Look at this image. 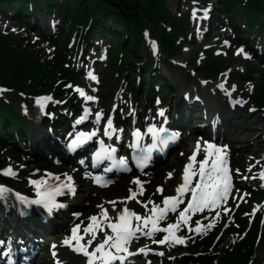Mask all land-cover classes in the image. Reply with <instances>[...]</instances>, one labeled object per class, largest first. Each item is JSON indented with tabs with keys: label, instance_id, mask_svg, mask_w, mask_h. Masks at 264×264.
Instances as JSON below:
<instances>
[{
	"label": "rangeland",
	"instance_id": "1",
	"mask_svg": "<svg viewBox=\"0 0 264 264\" xmlns=\"http://www.w3.org/2000/svg\"><path fill=\"white\" fill-rule=\"evenodd\" d=\"M225 1L233 4L240 0H200V2H196V0H165L167 9L172 15H179L180 10L186 19L188 32L180 34L176 38V42L181 46V51L178 55L168 56L165 59L157 45V35L152 31L153 29L150 25H147L143 30V32H146V37L144 38L145 35L142 37L144 40L141 41V51L145 54V49H147L150 54H145L148 56L147 58L149 56H157L159 58L163 75L166 77L169 61H176L181 64L179 69H176L177 77L181 73H185L184 75L188 76L190 72L195 71L196 66H199L200 68L198 69L201 70L209 65H214V67H209V69L213 70L210 74L201 75L202 80L212 82V80L206 79H222L225 76L228 88L230 89L229 95L239 101V110L236 112L235 118L232 119L230 124L231 129L226 133H222L223 136L217 139V143L220 148L227 152L228 158L235 172H237V179L231 185L226 199L219 201L215 207L204 208L203 211H189L186 214L189 218L187 223L180 220V212L187 207L190 200L189 196L184 198L183 203H180L175 211L168 210L164 219L159 220L157 227L160 229L167 228L172 224H178V228L174 230V237L183 239L184 243H175L173 240H169L163 244L159 243L160 240L168 235L164 231H156L151 237L142 233H136V237L131 240L128 249L134 248L137 251L142 248H152L151 253L153 255L147 260H145L144 255L138 258L131 257L132 264H187L185 260L188 257L194 256L198 260L199 256L205 253H209V257L214 264H222L228 253L235 252V254H239L240 251L237 249H244V251L252 249V252L247 256L246 264H264V175H262L264 174V104H262L264 103V61L251 48L255 45H258L260 48L262 47L260 43H253L255 34L247 36L248 29L245 28L244 19L239 16V13L231 11L235 14L234 18L229 15L228 11H225L224 6L221 5ZM212 2L215 4L214 7L216 9L222 6V12L221 15H217L215 10L213 17L217 19L212 20V17L209 21H206L205 14L208 11L211 14L212 10H214ZM38 6L37 3L36 5H32L28 14L32 15L37 11L39 12ZM64 8L63 5L54 10V12L48 13L43 7L41 11L45 15L42 18L38 17L36 13L39 23L33 17L30 20L31 25L18 20V17L21 15L16 10L3 12L0 14V39L5 40L4 43L8 44L7 40L13 38V42L6 47L12 46V48L18 49L19 52L25 49L26 52L36 53L40 61L44 63L51 62L59 68L63 64L60 62V58H70L68 52L73 53L71 56L73 64L68 69L72 72L74 68L75 71H78L77 68H81L79 75L76 76L77 83L70 82L67 85L69 80L66 81V77H68L69 72H61V68V71L60 69L55 71L59 76L54 80H56V86L58 85L63 89L62 91H64L66 96L68 95V99L72 98V96H75L76 99L78 98L77 100L75 99L78 105L81 102L79 101L78 93L73 90L74 86H83L95 94L97 100L94 105L96 106L97 114L100 113L101 116L104 112H107V114L111 113L116 104L117 116L122 114H126L127 116L129 112L135 110L137 107L142 110L144 106L143 99L141 97H139V100L136 98L140 89V80L135 81L134 88L137 93L133 92L134 90L129 88V85H125V82L123 85L114 83L109 95L105 91L107 84L106 75H108L107 71L110 70L109 68L113 59L111 55L112 51L110 52L108 47V39L104 40L105 38L102 39L103 36L101 34L93 32L91 37H89L87 42L88 47L84 53L86 58L80 60L79 55L83 45V38L78 42V47L74 46L73 43L77 35L75 37V31H73L72 27L76 24L71 23V25L64 27ZM28 14L26 13V15ZM90 20H88L87 25L91 24ZM62 27H64V30H62ZM86 27L88 28V26ZM87 28L82 33L83 36H85ZM225 40L229 41L230 45L228 48L215 46L217 43ZM54 42H57L56 47L53 44ZM61 46H68V48L57 53V50ZM239 49H243V52L237 54ZM75 50L77 51L76 56L74 55ZM182 68L186 72L182 71ZM89 74L95 76V79H91ZM61 75L65 77L60 79ZM190 84H192V81L189 82ZM0 90H2L0 91V96L2 95L1 93H7L6 100H10L17 111L24 114L22 107H20L22 105L20 101L22 100L18 96L22 94L20 97L24 96L23 98L25 99L27 94L21 93L18 90L16 91L14 86L5 84H0ZM147 91L150 93V97H153L149 104L152 107V112L156 114L158 108L164 106V104H160L162 100L157 94L151 93L149 86L147 90H144V97ZM17 92L20 94H17ZM184 92L181 87L179 97H186ZM258 98L260 99L258 100ZM55 99L54 103L66 108V101L60 102L56 96ZM6 100L5 102L7 103ZM26 100L27 103L30 101L29 99ZM257 100L261 103L257 104ZM32 103H34L30 105L32 108L27 107V109L34 110L38 107L35 114L40 113L39 110H46L42 109L37 103ZM26 104L25 106H28ZM71 107L68 109L69 112H67L69 118L70 115L72 116L75 113H82V107L81 110H76L74 113ZM195 113L196 111L193 109L192 111L188 109L185 111V115L181 116V122L188 121L190 116L193 122L191 120V124L190 122L185 124L187 125V127H184L186 131L180 139L179 146L172 149L171 154L161 160L152 170H147L145 173H135L145 182V188L141 190L142 192L138 198H141V208L145 209L144 211L147 215L153 214L152 209L154 206H164V198L173 193L174 187L172 185L180 178V173L186 165V158L192 153L193 145L197 141H206L212 138V135H209L210 130L207 126L203 130L195 127L199 126V123H204L201 117L199 119L195 117ZM140 115V117H143L144 114L141 112ZM75 117L73 116L72 120ZM131 117L133 118V115ZM131 117L127 118L125 126L133 122ZM116 119L118 122L117 117ZM174 122L177 123L178 120ZM37 125L38 130L44 134L52 135V132L57 133L53 126L45 130L41 123ZM96 125L95 122L89 129L92 130ZM81 127H84V125ZM28 134L30 137L31 133L29 132ZM30 138L33 140V137ZM63 142L61 140L60 144L66 149L67 147ZM35 150L37 149L30 150L33 156L29 157L34 162H28V160L26 161L24 158H21L22 155H25L22 153L23 151L19 152L17 149H12L11 146L4 148L3 145H0V157L2 156L5 160L3 162L4 165L7 163L12 164L20 170L19 179L28 177L32 179L34 178V173L39 170H43L45 175H49L45 168L51 170L55 166H63L62 172H72L73 170L78 172V180L74 184L78 190L74 197L77 202L72 211L59 215V219L54 221L58 225L53 227L52 231L46 233L52 236V238L47 240V244L72 237L70 231L74 227L73 224L80 223L82 226L78 230L77 236H82L83 245H87L93 251L97 244L105 238V233L112 234L107 225L101 223L102 196L109 194L107 198H113V195L110 194L114 192L119 193L120 191L124 193L123 195H126L128 188L125 185H121L130 177L121 176L117 182L108 183L106 187L93 185L86 169L79 168L77 164H66L63 159L57 160L52 157L50 151L47 153L44 150V155L41 156ZM40 151H42L41 148ZM236 158L240 161L238 165L234 161ZM2 164L0 163V165ZM126 182L128 184V181ZM162 184L167 187L164 194L158 193V188H156L157 185L162 186ZM91 189L96 191L98 194L97 198L86 197ZM144 195H146V199H143ZM154 197H158L159 199H154ZM144 205H147V207L145 208ZM93 216L98 217V221L100 222L99 227L94 230L96 232L95 241L92 240L91 230L87 233L85 232L86 226L92 224L90 218ZM197 221L200 222L199 225ZM101 228L103 231L100 230ZM197 228H200V231H197ZM24 230L27 233L22 234V237L26 243L21 240L19 245L22 247L24 245L28 248L25 237L31 236V231L27 228ZM89 240H92L91 245H88ZM42 253L44 254L43 261L47 264L45 257H48L49 254H47V251ZM83 261L82 259L81 262L83 263ZM36 263L35 261L32 262V264Z\"/></svg>",
	"mask_w": 264,
	"mask_h": 264
},
{
	"label": "trees",
	"instance_id": "2",
	"mask_svg": "<svg viewBox=\"0 0 264 264\" xmlns=\"http://www.w3.org/2000/svg\"><path fill=\"white\" fill-rule=\"evenodd\" d=\"M198 1L200 2V0H196V2ZM36 3L40 9L36 13L38 17L42 18L45 15L41 11L43 7L46 12L51 13L64 5V27L71 25V23L76 24L72 27L73 31H75V37L77 35L73 43L74 46L78 45V41H81V38H83L82 44L84 43L86 46L88 37H91L93 32L101 34L103 36L102 39L105 38L104 40L108 39V47L110 52L112 51L111 55L113 56L110 70L107 71L108 75H106L107 84L105 91L108 95L111 93L114 83L123 85L127 81L129 88L137 93L134 88L135 81L140 79L139 97L144 98V90H147L149 86L154 95H162L163 98L168 100L169 95L166 94L168 90L166 76L160 73L150 76V66H145V68L143 66L139 68L138 66L142 62V55L139 54L140 39L144 33V28L150 25L153 29L152 31L157 35L158 42H160L164 58L167 59L168 56L178 55L181 51V46L176 42V38L180 34L188 32L186 19L180 10L179 15H172L167 9L165 0H0V14L16 10L21 15L18 17V20H22V22L29 25L30 20L35 17L39 23L36 13L32 15L28 14L30 7L36 5ZM221 5L224 6L225 11H228L232 17L235 14L231 11L239 13V16L244 19L245 28L248 29L247 36L255 34L254 41L256 39H264V0H240L233 4L225 1ZM222 6L215 9L217 15H221ZM90 18L92 19L90 20ZM213 19L217 18L213 17ZM88 20H90V25H87ZM64 27H62V30H64ZM86 28L85 36H83L82 33ZM13 40V38H9L7 40L8 44L13 42ZM4 41L0 39V84L14 86L16 91L26 93L31 102L34 95L47 92H53L57 98L67 99L69 102L68 95L66 96L64 91H62L63 89L58 85L56 86V80L54 79L59 76L55 71L61 68V72H69L68 77H66V81L69 80L67 84L69 82L77 83L76 72H71L68 69L73 64L71 57L73 53L68 52L70 58H60V62L63 64L61 65L60 63L61 66L59 68L51 62L44 63L40 61L36 53L26 52L25 49L19 52L18 49L12 48V46L6 47L8 44H5ZM53 44L56 47L57 42ZM59 48L57 53L67 49L68 46H61ZM75 54L76 50L74 51ZM209 67H214V65H209L205 69L199 70V74H210L213 69H209ZM63 77L65 76L61 75L59 78L62 79ZM70 99L74 101L75 97L72 96ZM260 103L258 101L257 104ZM55 108V106H50L47 112H57L58 116L61 115V117L52 121L48 116L42 122L45 129H48L50 126L57 127L58 123L63 119L59 107L58 109ZM118 120L120 121L121 118L119 117ZM26 122V119L20 115L15 106L6 103L0 97V145H3L4 148L11 146L12 149H17L19 152L23 151L22 153L25 155H22L21 158H24L26 161L28 160V162H34L29 158L33 156L31 152L21 147L22 143L29 142V128L26 126ZM39 152L41 151L38 149L36 153ZM38 155L43 156V154ZM68 159L65 158L64 162L72 164V160ZM234 161L237 165L240 163L237 158ZM3 162L5 160L1 156L0 163L2 164ZM7 182L11 184L17 183L14 180H8ZM237 250L240 251L239 254H235V252L228 253L222 264H246L247 256L252 252V249L247 251H244V249ZM209 256V253H205L199 256L198 260L193 256L188 257L185 261L187 264H214Z\"/></svg>",
	"mask_w": 264,
	"mask_h": 264
},
{
	"label": "bare ground",
	"instance_id": "3",
	"mask_svg": "<svg viewBox=\"0 0 264 264\" xmlns=\"http://www.w3.org/2000/svg\"><path fill=\"white\" fill-rule=\"evenodd\" d=\"M24 16V15H23ZM146 32L143 33L142 37L145 35ZM146 37V35L144 36V38ZM144 38H141L140 40H144ZM89 40V37H88ZM158 47L160 48V43L157 42ZM254 44L260 43L261 47L260 48L258 45H255L253 47H251L254 51H256V55L258 57L261 58V60L264 61V39H256L254 42ZM244 44V43H243ZM142 45V43H141ZM148 45V44H146ZM229 41L225 40L222 42L217 43L215 46L222 48V47H229ZM87 46V45H86ZM85 45H83L82 50L80 52V60L86 58L84 55L85 51H86V47ZM142 46L139 47V54L142 55V59H141V63H139V68L140 67H144L145 66H150L151 68V72L150 75L152 74H156L157 72H159L161 75L163 74L162 72V67L159 64V58L156 56H149V58H147V55H150L149 52L147 51V49H145V54H143V52L141 51ZM155 51V48H154ZM197 53V52H196ZM216 59V58H215ZM181 61V60H179ZM182 62V61H181ZM167 64V63H166ZM99 66V65H98ZM167 86H168V90L166 92V94H168L169 98L166 101L167 107L169 109V114L168 117L173 119L174 121L178 120V122L175 124L173 122L174 127L178 130V133L180 135V137H182L183 133H185V129L184 127H187V125H185L187 122H190L192 119V117L190 116L188 121H184L181 122V116L184 114L185 115V111L190 109L192 111V109L194 111H196L195 113V117L199 119V117H201L204 120V123H199V126H195L196 128H199V130H203V128H205L207 126V128L210 130L209 131V135H212V137H216V138H220L222 135V133H226L227 131H229L231 129V122L232 119L235 118L236 116V112H238L239 110V101L237 99H234L233 97H231V95H229L230 90L228 88V84H227V80L225 78V76H223L222 79L217 78L215 80H212V82H207L205 80L201 79V75L199 74V66H196V68L194 69L195 71H192V73L190 72L188 74V76H185V73H181L179 75V77H177V70L179 69V66H181V64H179L176 61H169V64H167ZM156 68V69H155ZM173 68V70H172ZM78 71H81V68H77ZM176 70V71H175ZM182 71L186 72L185 69H181ZM181 72V71H180ZM224 75V74H223ZM190 78V79H188ZM192 81V84L189 85V82ZM211 81V80H209ZM222 85V87H221ZM182 89L185 91V95L186 97H179V91L180 89ZM13 91V90H12ZM151 91V90H150ZM15 92V91H14ZM16 93V92H15ZM19 92H17L18 94ZM152 93V92H151ZM1 97L5 98L7 96V93H1ZM12 95V93H10ZM20 94V93H19ZM150 93L147 91L146 92V96L143 98V109L140 110L138 107L136 108V110L129 112V114H127V116H125L126 118H130L133 115L132 119H136V116L138 114H140L141 112L143 114H150L152 112V107L149 104V102H151L150 100H152V98L149 95ZM153 94V93H152ZM22 95V94H20ZM20 95L18 96L22 101H20V107H22V110L24 112L23 115H25L26 118V126H28V133L30 132L31 136L33 137V140H31V138L29 137V142H25L22 143L21 147L24 150H32V149H42L41 152H39V154H43V151L45 150L47 153L50 151L51 155L53 158L57 159V160H61L63 159V161H65V158L63 156H69L70 158L68 160H70L73 157L76 156L75 153L70 152L69 150H66L63 148V146H61L60 141L62 140L63 136L62 134V128H58L57 129V133H53L52 135L50 134H44L42 131L38 130V123H40L42 121V119L40 117H38L37 114L33 113V111L31 109H27V107L24 104V98L20 97ZM76 98V97H75ZM78 99V98H77ZM76 99V100H77ZM121 99V98H120ZM129 99V98H128ZM75 100V101H76ZM80 103V109L81 106L87 107L89 106L87 103H85V101L82 98H79ZM247 105H249V103H247ZM68 107V108H67ZM66 110H68L71 106H67ZM38 108V107H37ZM37 108L35 110H37ZM39 110V109H38ZM39 112H43V110H39ZM69 112L68 111H64V113ZM138 113V114H137ZM69 116V114L67 113L64 116V120H67V117ZM154 117L156 118L155 120L159 121V119H163L166 116H160V115H154ZM149 120L151 119L150 117H148ZM148 120V122H149ZM151 121V120H150ZM193 122V120H192ZM190 122V124L192 123ZM79 127H81L82 125H84V123H77ZM193 127V126H191ZM54 134V135H53ZM58 134V135H57ZM61 135V136H60ZM54 136V137H53ZM60 136V137H59ZM27 143V145H26ZM27 147V148H26ZM35 150V151H37ZM193 151H197L199 152V156H195V160L194 161H190V157L194 156L195 154H193ZM191 154H189V156L186 158V165L185 167L189 164L192 163V167L189 169V190L185 192V194L182 197H178L179 199L184 201V198H186L187 196H189V198H191V188L193 187V183H195L197 181L198 178V167H199V158L201 155L204 154L203 150L197 149V147H195V144L193 145V148L191 150ZM44 155V154H43ZM169 156V154L167 155V157ZM166 157V158H167ZM161 161V160H160ZM160 161L158 163H160ZM163 162V161H162ZM65 163V162H64ZM72 164H75L74 161H72ZM77 166L79 168H83L82 166L78 165ZM183 168L182 172L180 173V178L177 179L176 183L174 182V184L172 185L174 187L173 196H178L176 189L177 187L181 186L184 183V169ZM46 171L48 172L49 175H45L43 170H39L36 173H34V178L31 179L32 183L34 184V182H39V185L41 183H50V181H68V182H77V175L78 172L77 171H72V172H62L63 170V166H55L54 169H47L45 168ZM163 170V169H162ZM161 170V171H162ZM56 174V180L54 175H50V173ZM89 178L91 179V176L93 175V172L90 170L89 171ZM126 178L130 177L128 180V184H126L127 182L125 181L121 186H126L128 188V192L126 195H123L124 193L121 191L119 193L114 192L110 195H113V198H107V195L109 194H104L102 196V200L101 203L103 202V205L101 206V214L102 211H106L107 212V216L110 218L109 220H104L102 217V221L101 223L108 225L109 222L115 223L118 222V217H116L115 212L116 211H120L122 210L125 206H127L130 210H134L139 214H142L145 217H155L159 215V208H163L164 206L160 207L157 209L156 213H153L152 215H147L145 213V209H142V203H141V198H138L140 193L142 192L141 190L145 188V182L142 180V178L140 176H138L137 174L134 173H129L128 175H125ZM69 177L71 179H69ZM125 178V179H126ZM170 178V177H169ZM134 181H138L139 183H134ZM204 181H202L201 183H203ZM36 184V183H35ZM119 186V185H118ZM162 186H164L162 184ZM118 188V187H117ZM90 189V188H89ZM167 187L164 186V190L162 192V194H164V192L166 191ZM131 190V191H130ZM145 192V191H144ZM133 193H135V199H128L126 201L125 198H129L133 195ZM96 191H94V189H91V191L89 190V193H87L86 197H94L97 198L98 194L96 195ZM146 194V193H145ZM96 195V196H95ZM146 195H144L143 199L145 198ZM154 199H159L158 197H154ZM64 202H66L67 204L70 205V207H74V203L77 202V200L74 198V196H71L70 193H66L65 194V198L63 199ZM115 202V204L113 203ZM207 209V208H205ZM19 210L17 208H14V211H9L7 213L3 212L0 209V232H2V234H7L8 232L9 237H11L12 239V244H11V248H13L11 250V254L14 255H18L19 257L23 256L22 259L25 258H29L31 259V263L33 261H35L36 264H46L45 261H43L44 258V254L42 252L47 251L48 257L46 258L47 264H85L87 257H85L83 254L76 252L73 250V247L69 246V245H65L64 244V240H61L59 242H52L50 244H47V240H49L50 238H52V236H49V234L47 235L46 233H48V231H52L53 227L56 226V224H54L52 221L50 220H39V218H35L34 220L32 219H28L26 218H22L20 215H17V212ZM115 210V211H114ZM66 211V210H65ZM53 213H55V215H61L64 214V212H62L61 210L58 209H53L52 210ZM187 214V213H186ZM185 214V215H186ZM135 222L133 223V226H135L138 222L136 220H134ZM159 222V221H158ZM142 223V222H139ZM100 224V223H99ZM33 226V227H32ZM25 228L29 229V231H31V236H26L25 239L27 241V243L31 246V247H35L34 251L32 252H19L17 251L18 248L16 247V244L14 243H18L19 239L21 238V240L23 242H25L24 238L22 237V234H25L27 232H25L26 230H24ZM97 228V226H95L94 230ZM109 231L111 232L110 228H108ZM149 229H151V222H149V225L147 228L144 229V231H148ZM140 233V232H137ZM111 235V234H109ZM69 239L71 237H68ZM15 241V242H13ZM95 241V240H94ZM2 243H6V241L4 239H2ZM26 243V242H25ZM27 244V245H28ZM33 246H32V245ZM72 244L75 245L76 241L73 240ZM80 244L82 243V240H80ZM10 248V247H7ZM152 248L147 249L146 252H141L137 255H133L132 258H138L141 255L145 256V260L150 259L152 257V253H151ZM88 251L91 252V249L88 247ZM111 251L115 252L114 249H112ZM136 252V251H135ZM8 257L5 260H2L3 263L7 264V260ZM82 259L84 260L83 263L81 262ZM99 262L97 261L96 264H98ZM113 264H121V262H117L114 261ZM123 264H132L131 262V258L127 261H124Z\"/></svg>",
	"mask_w": 264,
	"mask_h": 264
},
{
	"label": "snow or ice",
	"instance_id": "4",
	"mask_svg": "<svg viewBox=\"0 0 264 264\" xmlns=\"http://www.w3.org/2000/svg\"><path fill=\"white\" fill-rule=\"evenodd\" d=\"M243 52V49H239L237 54H240ZM91 79H95V76H92L89 74ZM222 87V85H221ZM2 91V90H0ZM79 91V94L82 97H85L87 100L93 99L91 96H86L83 90L77 89ZM51 100V97H41L36 100V103L43 107V105ZM87 111V110H86ZM160 115H163V112L160 113ZM101 118V114H97V120ZM82 120L84 117L81 118ZM81 121H77V123H80ZM109 129H112V122L111 120L108 121V128L105 130V135L111 136V132H109ZM114 132L115 130L112 129ZM151 131V130H150ZM85 134H81V137ZM91 135H95V133H92ZM81 137H77L76 140L72 142L70 145L71 148H75L77 144L83 143V139ZM90 138V136L88 137ZM208 148H213V145L209 144L207 146ZM199 148V146H198ZM113 151H115L113 149ZM207 152V149H205ZM221 151L220 149H215V152ZM101 154L98 153L97 156L99 157ZM195 160V155L190 157V161ZM126 162L121 160L120 164H125ZM226 163L225 161H220L219 164L216 160H213L210 170L206 172L205 165L208 164V156L206 155L203 159V161L200 164L199 174L201 177V180L204 181L203 183H197L195 188H191V200L189 201L186 208H184L183 211L180 212V220L187 223V220L189 219L185 214L189 211L198 212L203 211L204 208H211L217 206L218 202L221 200H224L227 198L229 190L231 188L230 183V176L228 175V169L226 167H223L222 165ZM142 167V165H140ZM192 167V163H189L185 169H184V183L177 187L176 192L178 196H171V197H165L163 200V208H159V206H154L152 209L153 213L157 212V209L159 208V215L155 217H145L142 214L137 213L134 210H130L127 206H125L122 210L116 211L115 215L118 217V222L112 223L109 222L107 227L111 229V235L105 233V238L97 244L95 249L91 252L88 251V246L80 244V240L83 239L82 236H77V229H73L72 237L66 238L64 241L65 245H69L73 247V250L76 252H79L83 254L85 257H87L86 264H96L97 261L100 262V264H113L114 261H120L121 264L127 259L128 256L131 255H137L141 252H146L147 248L138 249L136 253H132L128 249V245L131 242L132 239L136 237V233L140 232L143 235L151 237L154 232L156 231H164L168 233L162 240L159 241V243L163 244L168 242L169 240H173L175 243H184L183 239L174 237V230L178 228V224H172L169 225L167 228L160 229L157 227L158 221L163 220L165 217V214L168 210L175 211L177 206L180 203H183V200L179 199L178 197H182L186 191L189 190V169ZM5 175H15L12 170L6 169L4 170ZM264 175V174H262ZM69 179H71L69 177ZM99 179V178H97ZM37 184V187L39 188V182H34ZM134 183H139L138 181H134ZM69 190L74 191L72 189V186L69 184L67 185ZM10 190L0 186V198L4 197V194L9 192ZM131 191V190H130ZM158 191H162V189H158ZM38 196H41V199L33 200V201H26L24 197H19V194H17L18 198L22 202L26 203H35V204H44V207H46L49 211L52 210L53 207H57L52 198L51 194H44L41 192H37ZM126 201L128 199H135V193L129 198H125ZM115 204V202H113ZM146 208L147 205H144ZM115 211V210H114ZM102 217L104 220H109L110 218L107 216L106 211H102ZM135 218V220L138 222L135 226L131 223V218ZM92 221V225L89 226L88 229H85V232L92 231V240L96 239V232L93 230V225L99 227V221L98 217L93 216L90 218ZM142 222V223H139ZM149 222H151V229L148 231H144L145 228L148 227ZM199 221H197V224L199 225ZM79 226H77L78 228ZM211 227V225H209ZM103 231V229H100ZM197 231H200V228L196 229ZM75 240L76 244L73 245L72 241ZM92 240L88 241V245H91ZM112 249L115 250V252L111 251ZM119 253H124V255H118ZM99 254V255H98Z\"/></svg>",
	"mask_w": 264,
	"mask_h": 264
},
{
	"label": "water",
	"instance_id": "5",
	"mask_svg": "<svg viewBox=\"0 0 264 264\" xmlns=\"http://www.w3.org/2000/svg\"><path fill=\"white\" fill-rule=\"evenodd\" d=\"M150 170H152V169H150ZM117 180H118V178H117V179L115 178V179H114V182H117Z\"/></svg>",
	"mask_w": 264,
	"mask_h": 264
}]
</instances>
